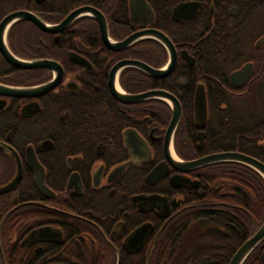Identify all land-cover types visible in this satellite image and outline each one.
<instances>
[{
  "label": "flooded vegetation",
  "instance_id": "flooded-vegetation-1",
  "mask_svg": "<svg viewBox=\"0 0 264 264\" xmlns=\"http://www.w3.org/2000/svg\"><path fill=\"white\" fill-rule=\"evenodd\" d=\"M83 6L107 35L92 14L61 27ZM19 10L51 30L18 20L7 47L55 66L20 68L0 48L1 83L51 84L0 94V264H230L264 222L245 238L231 228L236 194L214 171L242 165L243 200L246 173L264 175L235 161L181 170L167 153L264 162V0H0V23ZM156 91L169 96L130 99ZM243 264H264V239Z\"/></svg>",
  "mask_w": 264,
  "mask_h": 264
},
{
  "label": "water",
  "instance_id": "water-1",
  "mask_svg": "<svg viewBox=\"0 0 264 264\" xmlns=\"http://www.w3.org/2000/svg\"><path fill=\"white\" fill-rule=\"evenodd\" d=\"M84 14H92L97 19L101 21V25L103 27L104 34L107 35V22L102 13H100L97 9L90 7V6H83L75 9L62 23V26H66L70 24L76 17L84 15ZM31 20L38 24L41 28L45 30H51L49 25L37 14L26 11V10H19L15 11L13 13H10L7 15L3 21L0 23V48L7 58L8 61H10L13 65L20 67V68H34V67H54L55 63L52 60L49 59H37V60H24L16 55H14L11 50L7 47L5 37L7 34V31L9 27L15 23L18 20ZM146 34V31H141L136 33L135 35L129 37L127 40H125L121 45L125 46L134 41L135 39L142 37ZM161 35V34H159ZM146 71L150 72L151 74L155 76H163L165 74V71L162 70H155L152 67L141 65ZM51 87V84L46 85H40L37 87H17V86H10L6 85L0 82V94L3 95H9V96H28V95H34V94H40L45 91H47ZM149 95H161V96H169L165 92H150V93H144L140 95H133L130 96V99L133 100H139L143 99ZM199 107V104H198ZM201 108V111H200ZM198 114L201 113V118L204 119L206 116V110H205V103H200V107L198 109ZM180 118V112L176 111L174 114L173 121L171 123L170 129H169V137L171 136V133L173 132L177 121ZM168 157L170 160L173 161L176 167H178L181 170H189L194 169L196 167L205 165L207 163L211 162H220V161H235L247 164L251 166L252 168L256 169L260 173L264 175V162L249 156L244 153L240 152H222V153H215L206 157H203L201 159L192 160V161H184L181 159H175L172 158L173 155L170 151H168ZM160 168H157L154 170L152 174H158ZM264 239V223L261 225L260 229L251 237L249 238L235 253L233 256L230 264H243L247 257L250 255V253L259 245V243Z\"/></svg>",
  "mask_w": 264,
  "mask_h": 264
},
{
  "label": "trees",
  "instance_id": "trees-1",
  "mask_svg": "<svg viewBox=\"0 0 264 264\" xmlns=\"http://www.w3.org/2000/svg\"><path fill=\"white\" fill-rule=\"evenodd\" d=\"M254 155L260 156L264 160V153L259 154L253 153ZM229 171L224 172V170L217 169L214 171L215 176L223 177L227 175L230 178L232 184L229 190L236 194L231 198L232 203L238 205L235 209H232V213L230 215V226L231 228H237V232L241 235L244 231L245 234L241 236L243 238L247 237L250 234V229L253 226H260L264 222V183L261 184L257 180V174L254 171V175L250 172L246 173V178L248 179L247 185L251 187L250 195L247 200H243L242 194V185L244 178V170L242 165L239 164H231L229 166ZM243 203L246 205L245 211H243ZM243 239L239 240V243L242 242ZM238 245V244H237Z\"/></svg>",
  "mask_w": 264,
  "mask_h": 264
},
{
  "label": "bare ground",
  "instance_id": "bare-ground-1",
  "mask_svg": "<svg viewBox=\"0 0 264 264\" xmlns=\"http://www.w3.org/2000/svg\"><path fill=\"white\" fill-rule=\"evenodd\" d=\"M173 151V150H172ZM173 155L175 156V154L173 153ZM176 157V156H175ZM177 158V157H176Z\"/></svg>",
  "mask_w": 264,
  "mask_h": 264
}]
</instances>
